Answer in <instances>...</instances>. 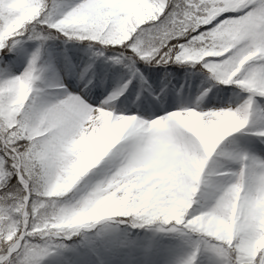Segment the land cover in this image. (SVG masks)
Segmentation results:
<instances>
[{"label":"snow or ice","instance_id":"6c2138e0","mask_svg":"<svg viewBox=\"0 0 264 264\" xmlns=\"http://www.w3.org/2000/svg\"><path fill=\"white\" fill-rule=\"evenodd\" d=\"M56 7L0 0V54H16L0 79V264H45L54 253L52 264H160L154 249L102 223L108 218L177 237L184 251L172 264H264V156L221 147L264 102V0ZM55 40L88 42L93 56L82 66L65 59L62 69L45 55ZM27 41L38 42L30 54ZM25 58L24 70L12 73ZM101 59L125 71L107 97L90 103L98 76L107 82L96 71ZM140 62H198L210 79L249 95L205 111L210 87L158 115L167 85L156 94ZM136 80L138 112L119 114L116 104H128ZM251 134L264 144V126Z\"/></svg>","mask_w":264,"mask_h":264},{"label":"rangeland","instance_id":"374dc122","mask_svg":"<svg viewBox=\"0 0 264 264\" xmlns=\"http://www.w3.org/2000/svg\"><path fill=\"white\" fill-rule=\"evenodd\" d=\"M53 2L57 5L54 11L58 13L62 10L63 5L74 3L75 0H53ZM23 46L30 54L31 52L35 51L36 47L38 46V42L27 41ZM46 49V58L48 56H51L57 59L58 64L60 62L64 63L65 59H67L73 65L75 62V65L82 66L88 63L93 56V50H90L88 48V42H80L78 40H71L67 43H65L63 40L48 41ZM15 59L16 54L14 52L8 53L6 56L0 54V60L3 61L2 63H0V79L4 78L5 66L10 63V60L14 61ZM26 63L27 58H25V60L22 63L18 64L15 68H12L11 72L15 74L21 73L26 67ZM63 67L64 66H61L62 69ZM137 67L143 73L144 77L152 84V88L156 94H159L161 89L164 88L165 85H167L165 95L161 100V104L163 105L159 107V112L157 113L158 115H163L166 112L177 110L178 108L176 107L173 109H169L170 107H166L164 105V100L166 101L170 96L179 97L184 91L190 92L194 96L195 101L204 89L211 87V91L208 93L206 99H208L207 101H209V108L212 109L226 107L230 104L233 106H238L249 95L246 91L241 90L236 85H224L222 83H219L218 81L210 79L211 74L206 76L204 73L198 70V62L195 63V66L194 62L169 64L167 66H152L144 62H140L137 64ZM96 71L97 73H107V82L101 83V77L98 76L97 86L91 89V91L96 89L101 90L100 93L95 96L96 99L94 101L96 103H99L105 97H107V95H109V93L112 91V88L117 87L118 83L120 82L121 75L125 70L120 68L119 66L113 67L110 64H106L101 59L96 61ZM67 76L72 84H77L75 85L76 89H80L82 87V85H79L77 79L74 76L68 74ZM133 83L134 87H130L128 92L125 93V96L129 97V105H127L130 107L124 110L121 107L126 105L117 102L116 109L119 114H137L138 112V109L135 106L140 104V101L136 99L137 94L140 91V81L136 80ZM213 84L215 85V87H212ZM145 95L148 94L145 93ZM123 99L124 97H120V100ZM142 99L143 97H141V100ZM204 102L205 100H203L202 107H204L205 105ZM262 107H264V102H261L260 105L255 106V111H260ZM254 118L255 115L248 128L226 138V140L222 142L221 147H235L236 144H239L241 147H243L244 145L249 144L253 136L251 134V131L253 130V123L255 121ZM262 153V156H264V151ZM220 159L222 160L223 158ZM212 163L213 161L210 160V166ZM199 206V204H194V208H198ZM117 219L119 218H108L102 223L108 226H112L118 231L123 229L126 236L130 238L132 242H135L136 239L140 240V238L144 236L150 238H162V248L154 249L160 264H172V261L184 251L182 247L183 242L181 240H179L174 235L164 234L156 231L155 225L145 228H133L130 224L117 225ZM76 239H78V237H73L72 240H66L64 241V243L72 244ZM149 243L150 241L145 242L146 245H148ZM54 259L55 253L45 260V264H52V261Z\"/></svg>","mask_w":264,"mask_h":264},{"label":"bare ground","instance_id":"6f19581e","mask_svg":"<svg viewBox=\"0 0 264 264\" xmlns=\"http://www.w3.org/2000/svg\"><path fill=\"white\" fill-rule=\"evenodd\" d=\"M74 65H75V62H74ZM58 66L59 67L64 66V63L60 62L58 64ZM62 75H64V82L69 85L70 89H72L74 91H79V89H76V87H75V85H77V84H72L70 82V80H69V78H68L66 73L62 72ZM114 89L115 88H112V91ZM100 91L101 90H99V89L91 91V93H90L91 99L89 100L90 103H93L95 101V99H96L95 96L98 95L100 93ZM181 100L190 103V102L194 101V96L190 92L184 91V92L181 93V96H179V97H175V96L168 97L166 101L164 100V102H165L164 105L166 107H170L169 109H173L175 107L178 108ZM204 100H205V102H204L205 105H204L203 109L205 111L218 109V108H213V109L209 108V101H207L208 99H206V97H205ZM128 105L122 106L121 108L125 110V109L130 107ZM162 105L163 104H160V106H162ZM165 110H167V109H165ZM255 112L256 113L254 114L255 115V118H254L255 121L253 123V128H254V125H255L256 128L264 126V114H262L258 110L255 111ZM243 147L247 148L249 151H251L252 153H254V154L258 155V156H262V154H263L262 152L264 151V144L260 143L259 138L254 137V136H252L250 143L247 144V145H244ZM102 167H103V164L98 166L96 171H99V169L102 168ZM102 178H103L102 176L98 177V179H102ZM147 241H150V243L148 245L145 244V242H147ZM135 242H138L139 244L143 245L145 248H149V249H161L162 248V243H161L162 242V238L161 237L160 238L159 237L150 238V237L144 236V237H141L140 240L136 239Z\"/></svg>","mask_w":264,"mask_h":264},{"label":"clouds","instance_id":"9594fccd","mask_svg":"<svg viewBox=\"0 0 264 264\" xmlns=\"http://www.w3.org/2000/svg\"><path fill=\"white\" fill-rule=\"evenodd\" d=\"M208 54H211V52H209Z\"/></svg>","mask_w":264,"mask_h":264}]
</instances>
